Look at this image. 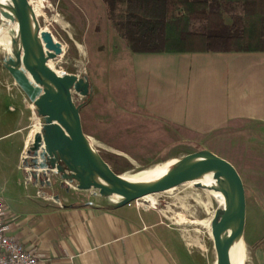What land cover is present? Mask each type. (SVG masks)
<instances>
[{
	"label": "crops",
	"instance_id": "0c3cea01",
	"mask_svg": "<svg viewBox=\"0 0 264 264\" xmlns=\"http://www.w3.org/2000/svg\"><path fill=\"white\" fill-rule=\"evenodd\" d=\"M134 55L146 64L143 86L154 89L165 73L172 83L162 96L147 90L135 100L121 118L128 121L126 134L158 140L247 128L249 138H263L249 147L248 183L264 186V52ZM163 59L168 65L159 63ZM5 89L0 86V198L16 218L13 234L44 256L42 264H206L154 208L120 206L79 189L41 192L21 168L33 121L30 100L21 88ZM257 193V203L246 209L248 264H264V189Z\"/></svg>",
	"mask_w": 264,
	"mask_h": 264
},
{
	"label": "rangeland",
	"instance_id": "374dc122",
	"mask_svg": "<svg viewBox=\"0 0 264 264\" xmlns=\"http://www.w3.org/2000/svg\"><path fill=\"white\" fill-rule=\"evenodd\" d=\"M0 2L9 5V0ZM41 2L42 7L36 15L38 24L42 30L51 32L63 48V53L52 61V64L62 72L76 75L89 82V95L82 97L73 92V99L77 105H81L83 130L93 150L115 173L121 176L173 160L174 163L166 168L167 173L185 156L207 150L237 167L242 180H245L243 183L247 205L250 208L254 207L259 196L257 192L260 188L264 189V186L248 183L250 178L248 173L253 172L250 168V164L253 163H250L249 159L254 156L248 150L253 144L263 143V138H257V141L249 138L247 128L241 131L214 133L210 136L183 138L160 136L158 140L153 137L126 134L125 126L128 121L121 120L126 116V110L135 107V100L141 99L147 90L152 92L156 89L160 96L167 93L172 83L169 82L167 73L165 79H160L159 84L157 82L153 84L154 89L152 83L143 86L140 77L146 64L140 61L139 57H134L135 53L131 52L125 42L118 37L101 0H41ZM15 29L16 25L9 26L7 31L0 29V86L5 87L6 91L20 88L5 68V60L9 57L15 58L14 41H17ZM166 60L159 63L166 66L168 65ZM150 74L153 76L151 72ZM29 102L33 121L28 129L21 168L27 172L29 181L37 185L41 192L44 189L50 192L55 187L63 191L71 189L79 192L76 182L64 181L53 172L46 175L45 172L35 170L37 168L33 163V154H29L28 151L33 145L34 133L41 131L44 120L38 115L33 103ZM208 191V188L198 185H180L158 193V203L154 210L165 216V223L184 236L191 244L193 252H197L206 264H215L217 254L212 236V222L223 211V207L212 199L211 215L210 217L206 215L198 199L208 202L206 197ZM85 192L89 197L92 194L101 196L96 189ZM109 198L122 200L118 196ZM133 203L136 205V202ZM146 206L147 203L143 202V207ZM209 218L210 228L192 224ZM248 263L247 249L244 264Z\"/></svg>",
	"mask_w": 264,
	"mask_h": 264
},
{
	"label": "water",
	"instance_id": "95a60500",
	"mask_svg": "<svg viewBox=\"0 0 264 264\" xmlns=\"http://www.w3.org/2000/svg\"><path fill=\"white\" fill-rule=\"evenodd\" d=\"M12 25H16L15 58L6 59L5 68L44 120L28 151L33 154L35 170L74 181L79 190L96 189L103 197L118 196L122 199L120 206L213 173L215 179L223 178L227 187L223 194L228 201L212 222L215 264H231L230 251L243 238L247 209L245 186L233 164L204 150L185 156L157 182L135 184L124 180L95 153L84 133L81 105L75 103L73 92L88 96L89 82L52 64L63 53L62 45L31 16L30 0H9V5L0 2V29L7 31ZM231 224H235V230L224 238Z\"/></svg>",
	"mask_w": 264,
	"mask_h": 264
},
{
	"label": "trees",
	"instance_id": "16d2710c",
	"mask_svg": "<svg viewBox=\"0 0 264 264\" xmlns=\"http://www.w3.org/2000/svg\"><path fill=\"white\" fill-rule=\"evenodd\" d=\"M135 54L264 52V0H101Z\"/></svg>",
	"mask_w": 264,
	"mask_h": 264
},
{
	"label": "bare ground",
	"instance_id": "6f19581e",
	"mask_svg": "<svg viewBox=\"0 0 264 264\" xmlns=\"http://www.w3.org/2000/svg\"><path fill=\"white\" fill-rule=\"evenodd\" d=\"M30 5H31V16L35 20L36 15H37V11L42 7V2H41V0H30ZM39 132H37V133H39ZM173 163H174V161L172 160V162H169L166 164L154 165L152 167L142 169V170L137 171V172L126 173V174L121 175V177L124 180L131 182V183H135V184H151V183H154V182H157L158 180H160L166 174L167 166H170ZM223 182H224L223 178L215 179L213 173H205V174L200 175L196 180L186 184L189 186L199 185L203 188L209 189L207 196H206L208 198V202L205 203L201 198L198 199L199 203L202 205V207H203V209H204V211L208 217H210V215H211L210 206H211L212 199H214L220 206H222L223 209L228 204V201L225 198V195L223 194V190L227 189V187ZM157 194L158 193L146 195L145 197L141 198L140 200L147 203V205H148V206H146L147 208L156 209V205L158 203ZM210 219L211 218L206 219V220L204 219L201 221L195 220L196 222H194L192 224H199L201 226H205V227L210 228V222H211ZM191 222H193V221H191ZM234 230H235V224H231L228 227L227 231L225 232L224 238L229 236L230 233L233 232ZM245 256H246V248H245V244L243 242V239L241 238L231 248V251H230L231 264H244Z\"/></svg>",
	"mask_w": 264,
	"mask_h": 264
},
{
	"label": "built area",
	"instance_id": "2783aa9c",
	"mask_svg": "<svg viewBox=\"0 0 264 264\" xmlns=\"http://www.w3.org/2000/svg\"><path fill=\"white\" fill-rule=\"evenodd\" d=\"M135 202L136 206L144 208L143 202ZM15 219L6 202L0 198V264H42L44 256L33 249H27L13 234Z\"/></svg>",
	"mask_w": 264,
	"mask_h": 264
}]
</instances>
